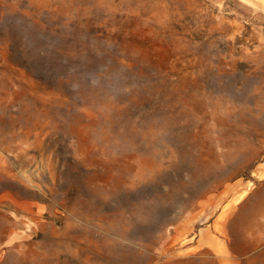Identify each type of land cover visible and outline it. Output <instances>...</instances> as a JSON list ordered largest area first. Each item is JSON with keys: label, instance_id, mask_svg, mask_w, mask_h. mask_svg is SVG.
<instances>
[{"label": "rangeland", "instance_id": "374dc122", "mask_svg": "<svg viewBox=\"0 0 264 264\" xmlns=\"http://www.w3.org/2000/svg\"><path fill=\"white\" fill-rule=\"evenodd\" d=\"M0 264H264V0H0Z\"/></svg>", "mask_w": 264, "mask_h": 264}, {"label": "trees", "instance_id": "16d2710c", "mask_svg": "<svg viewBox=\"0 0 264 264\" xmlns=\"http://www.w3.org/2000/svg\"><path fill=\"white\" fill-rule=\"evenodd\" d=\"M92 40L94 41V39H92ZM93 49H94V45L91 44L90 42H88L85 46H81V47L76 49V55L78 57L90 56L91 53L93 52ZM76 74H77V76H80V72L76 73ZM94 81H95V79L92 80V82H94ZM111 122L112 121H110L109 123H111Z\"/></svg>", "mask_w": 264, "mask_h": 264}]
</instances>
